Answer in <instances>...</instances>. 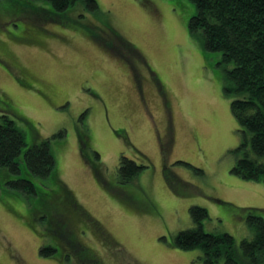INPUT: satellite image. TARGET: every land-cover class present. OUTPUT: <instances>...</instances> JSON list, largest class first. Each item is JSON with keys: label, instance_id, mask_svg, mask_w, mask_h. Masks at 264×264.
<instances>
[{"label": "rangeland", "instance_id": "rangeland-1", "mask_svg": "<svg viewBox=\"0 0 264 264\" xmlns=\"http://www.w3.org/2000/svg\"><path fill=\"white\" fill-rule=\"evenodd\" d=\"M13 1L0 0V113L9 108L26 146L33 130L38 142L50 138L49 189L60 179L103 228L102 243L78 223L80 242L104 264H202L197 249L172 244L193 227L191 205L207 210L205 232L252 236L239 209L264 208V185L231 173L241 133L223 85L233 65L188 30L190 0H96L72 28L13 19ZM104 23L134 53L100 34ZM120 155L146 166L129 184L116 179ZM2 170L0 264H60L57 253L39 254L48 240L38 198L8 185L17 176Z\"/></svg>", "mask_w": 264, "mask_h": 264}, {"label": "trees", "instance_id": "trees-1", "mask_svg": "<svg viewBox=\"0 0 264 264\" xmlns=\"http://www.w3.org/2000/svg\"><path fill=\"white\" fill-rule=\"evenodd\" d=\"M38 1L48 2L50 9H45ZM190 1L195 6V12L188 20V30L201 34L206 51L221 53L219 63L233 65L226 70L223 85L226 94H233L230 111L241 133V143L237 148L240 156L231 173L243 180L259 181L264 185V0ZM77 7L80 9L77 10ZM97 9L96 0H14L5 13L13 19H25L35 25L44 22L45 16L48 21L72 28L74 23H79L76 20L86 18L85 11L92 13ZM98 32L110 36L125 50L134 53L130 43L118 35L109 23L99 26ZM7 111L9 108L2 109L0 113V168L17 177L6 183L25 196L38 198L37 212L41 214L45 230V235L39 234L48 240L43 241L46 243L40 247L39 254L46 257L57 253L54 258L60 264L68 263L66 253L68 249L71 251V242L75 243L73 238L78 223H82V231L91 229L100 237L101 226L78 204L60 179H57L58 191L49 189L47 178L55 165L50 138L38 142L39 135L33 130V140L26 146L23 132L16 127ZM23 121L29 124L27 120ZM80 137L87 141L86 135ZM177 163L202 172L187 163ZM145 167L120 155L116 168L118 184L131 183ZM170 174V171L164 173L169 182L172 180ZM239 210L244 213L239 218L252 232L250 238L237 242L228 233L205 232L202 223L208 218L207 210L191 205L188 212L193 227L179 231L173 239V246L181 250L197 249V259H201L202 264H264V208ZM33 220V216L28 217L30 227L34 224ZM81 258L85 260L87 256L81 252Z\"/></svg>", "mask_w": 264, "mask_h": 264}, {"label": "flooded vegetation", "instance_id": "flooded-vegetation-1", "mask_svg": "<svg viewBox=\"0 0 264 264\" xmlns=\"http://www.w3.org/2000/svg\"><path fill=\"white\" fill-rule=\"evenodd\" d=\"M86 230V229H85ZM101 230H103V228L101 227ZM83 234H86V232H84V231H81ZM80 232V233H81ZM88 232H89V234L90 233H92V234H94L95 232L93 231V230H88ZM96 234V233H95ZM74 238H73V241L77 244H75V243H72L71 242V244L72 245H70L71 246V251L68 249V252L66 253V255H67V257H68V262L70 263V261L71 260H74V262H78L79 264H102L103 262H102V260L100 259V257H98V256H96L95 254H94V252L91 250V248H90V246H88V245H85V244H83L82 242H80V237H79V235H78V233H77V231H75V233H74ZM97 235V234H96ZM98 236V235H97ZM98 237H100V236H98ZM100 239H102L101 240V242L103 243V240H105V237L103 236H101L100 237ZM81 252H83V255H86L87 256V258L85 259V260H83L82 258H81ZM104 264V263H103Z\"/></svg>", "mask_w": 264, "mask_h": 264}]
</instances>
